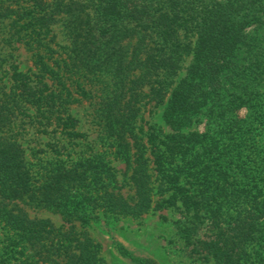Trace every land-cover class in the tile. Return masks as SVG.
<instances>
[{"label": "trees", "instance_id": "obj_1", "mask_svg": "<svg viewBox=\"0 0 264 264\" xmlns=\"http://www.w3.org/2000/svg\"><path fill=\"white\" fill-rule=\"evenodd\" d=\"M0 17L14 18V33L25 31L37 70L13 63L8 81L0 76V209L11 230L0 264H98V244L84 227L99 211L118 217L168 208L182 216L179 235L204 261L244 264L252 253L261 255L264 160L240 177L235 159L256 156L253 136L264 114L223 147L213 137L212 145L203 144L206 134L178 137L137 122L142 104L152 101L165 105L164 120L174 128L213 107L217 116L208 119L224 127L238 91L241 105L261 108L264 42L248 40L246 28L264 24V0H0ZM57 23L67 39L61 58L47 56ZM186 57V73L175 81ZM89 98L98 99L100 126L130 170L126 197L98 152L65 161L52 145L58 157L38 179L12 131L30 117L42 133L54 126L69 141L85 137L70 106ZM240 134L247 153L235 151ZM25 201L54 206L72 224L31 218ZM132 253L134 264H160Z\"/></svg>", "mask_w": 264, "mask_h": 264}, {"label": "rangeland", "instance_id": "obj_2", "mask_svg": "<svg viewBox=\"0 0 264 264\" xmlns=\"http://www.w3.org/2000/svg\"><path fill=\"white\" fill-rule=\"evenodd\" d=\"M27 5L22 3L21 7ZM21 7L16 8L21 9ZM13 20L14 18L12 17H0V76L4 82L9 79L8 71H10L9 69L13 63L19 65V68L23 71L30 68L33 72L37 71L33 62L35 50L30 49L25 44L26 38L22 36L25 32L24 30H21L20 33H14L15 29L12 28ZM53 33L55 34V42L51 46L54 48V52L47 53V56L53 55V58L64 57L66 49L61 47L66 45L67 39L60 23L53 26ZM246 33L248 40L255 41L260 39L264 42V24L258 26L255 23H250L246 28ZM19 35L22 36V39L19 38ZM257 36L258 38H256ZM261 47H264V44ZM190 61L191 57L185 58L181 69L174 78L175 81L185 75ZM175 85H172V88ZM92 90L94 93H100L96 90V87L95 89L92 88ZM239 93L241 92L238 91L231 94L232 99H235V101L230 103L232 105L230 112H226L230 116V123L224 127L219 122L212 123L208 119L212 115L217 116L214 110L215 107H213L211 110L208 109L206 115L192 118L191 121H186L178 128H174L164 120L163 111L165 105L156 104L152 101L142 104L137 125H142L144 129L149 125H154L156 128H161L163 131L178 137L191 136L193 138L197 136L200 139L199 135L206 134L202 138L203 144L212 145L211 139L213 137L216 139L217 145L221 144L223 147L224 144L229 143L231 136L235 135V139L239 131H245L248 123L256 125L262 118V114H264V103L259 109L247 107L249 101L245 105H241L239 98L235 97ZM168 97L169 94L166 95V98ZM98 106V99L96 98L81 99L80 102L70 106L71 112L78 119L77 129L86 135L72 141H69V138L62 134L58 128H54V126L48 128V133H42L30 122V117H24L22 122L19 120L12 131L24 149L29 167L40 171V174L36 176L38 179L41 177V173L45 171L43 166L47 165L46 162L58 157V154L52 150V145H56L61 150L59 157L65 161L98 152L114 168L118 185L120 186L116 190L126 197L132 194L127 182L130 170L125 161L115 154L116 149L112 144V140L106 137L102 130L97 116ZM253 117H257V120H254ZM218 118L219 121L224 119L221 116ZM53 128L54 130H52ZM254 133V151L256 156H245L235 159V172L236 175H241L240 177H244L245 172H250L251 163H254L257 159L264 160V120L263 123L257 125ZM240 135L241 139L235 144V151L247 153L249 145L247 146L244 134ZM214 144L213 146H215ZM223 157L219 161H222ZM123 182L127 184L122 185ZM25 203H21V205L31 218L49 219L56 227L63 224L66 226L72 224L65 222L63 215L54 206L36 205L35 201ZM2 211L0 209V255L7 249L8 236L11 235V230H8L2 220ZM161 214L166 215L168 219L163 220L160 217ZM181 217L179 212L173 208L150 212L141 216L126 215L118 217H104L102 211H99L84 228L89 237L98 244V256L101 257V261L98 264H134V259L131 257L133 256L132 252L135 253L136 251L140 252V256L149 255L160 264H216L213 261H204L199 256L190 253L189 245L185 243L184 237H181L178 232L176 220ZM79 224L78 221L74 222L77 229H81ZM124 250L130 252L124 253ZM243 263L264 264V251H261L260 256L252 253V256L250 255L249 259Z\"/></svg>", "mask_w": 264, "mask_h": 264}]
</instances>
